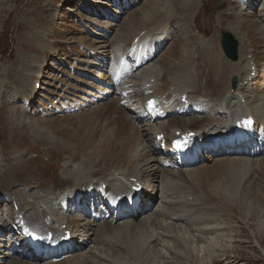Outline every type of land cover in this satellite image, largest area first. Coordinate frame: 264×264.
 Listing matches in <instances>:
<instances>
[{
	"label": "bare ground",
	"instance_id": "bare-ground-1",
	"mask_svg": "<svg viewBox=\"0 0 264 264\" xmlns=\"http://www.w3.org/2000/svg\"><path fill=\"white\" fill-rule=\"evenodd\" d=\"M145 1L148 0H123L122 2L118 0H108L110 3L106 5L108 8H105L103 3H100L98 0L94 1L93 3L95 5L101 6L106 10L108 9V12L121 14L123 18H116L117 16L115 18L103 17V19L97 21L96 28L99 34L92 32V36H98V38L101 39V42H99L101 44H99L97 48L86 46L87 58L81 61L84 65V69H78V65L74 67L68 64V67H74L75 71L80 74L81 78L75 81V85H69L70 83L68 84L65 82V79L70 77L66 76L65 78L64 72L62 76L59 77V80L58 77L54 78L52 82L48 84L54 91L52 93L50 92L53 95V99L49 102L50 110L46 112L47 116H50L49 114H51L53 109L61 111L63 109L66 110L68 106H63L64 101H72L75 106L78 105V107H81L84 105L82 102H86V104L88 102L95 104L100 101L99 99L104 101L114 94L118 95V99L114 101L116 107L113 109L112 113L101 117V125L105 128L101 137L97 140V144L95 145L96 148L91 152L79 151L77 153L78 161L73 163L74 157L70 156V150H75V144L65 141L58 142L55 139H44L45 142L42 143V145L45 148L53 147L57 148V151L63 152L64 162L61 172L55 178H51L50 180L46 178L43 179V181L49 183V185L40 188L41 191H39L38 197L33 195L37 187L30 185L28 183V178L23 179L24 183L18 182L17 180V177L19 175L23 176V173L28 176L27 170L23 171L21 168L26 162L21 163L18 156H16V154L14 155L11 150L8 152H1V156L4 158L6 165H1V170L4 174L0 175V196L5 198L4 208L0 210V264H55L54 261L51 263L49 261L41 263L37 260L43 259H33L31 249L26 250V252L20 249L21 242H23L24 239L18 237L15 229L17 228L16 216L20 213L23 215L26 224L40 231L49 228L59 231L62 224L68 225V229L71 230L73 235L72 241L74 244L72 249L68 251L69 253L64 254L65 258L62 259V262L58 264H111L113 255L120 254L126 243H121L122 241L113 238L116 237V235L121 236V234H130L132 231L133 234L135 233L136 238L145 234L148 235L147 232L149 231L152 234L148 235L149 245L151 244L152 247H155L160 242H163L167 250L171 251V248L173 250L172 245L178 242L176 240L177 236H179V232H174L176 228L175 225L189 218V212L193 211V206L195 204L193 202H198L199 199L201 202L204 195V193H202L201 198L200 195L194 196L193 201H191L193 194L190 193L188 186L199 180L201 175L205 172L202 170L203 168H199L201 170H195L200 176L194 178L191 176L193 171L191 172L190 170L172 172L162 168L160 161L155 156L157 147L155 137L157 134H164L165 137L168 135L170 138H173L175 137L174 134L176 131H181L182 134L188 131H194L197 138H201L217 133L218 131L227 133L230 132L231 127L240 116L248 114L254 117L258 125L256 124L257 127L252 128L253 134L249 141L244 142V144H247L246 152L248 157H258L257 152L259 151L260 145L263 146L264 144V131L260 133L258 128L259 126L264 128V104L261 102V104H263L262 106L258 104V106H256L255 104L249 103L248 92L250 93V91H252L253 81L257 76L252 79L250 78L251 71L249 70V66L250 62H254L253 59V61L248 59V56H253L251 40H249L247 31L242 27V23L239 22L240 19H235L234 22L232 21L231 24L227 25L225 28L226 31L233 35L238 43V50L236 49V51L239 59L225 66L224 73L225 77L228 79L224 88L218 91L215 89L219 81V77H216L217 75L215 76L213 74L214 77L211 78V85H209V82L205 78L201 82L199 80V82L193 81L191 77L193 74L187 72V67L190 65L189 62L194 61V59H190L191 56H196V54L194 56L193 52H187V39L189 35H191L189 34L191 33V29L188 28L191 27V25L196 27L195 18L200 10L201 0H164L163 8H156L153 3L155 0L148 2L143 7ZM247 2L251 3L252 0H245L244 3ZM112 3H114V5H112ZM241 6L242 8L237 7L233 13L240 15L244 8V4L241 3ZM112 7H114V9ZM263 9L264 4L261 10ZM136 18L140 19V23L137 26L134 25ZM110 19L118 23H109L108 20ZM111 26H115L113 36L110 34ZM257 27L258 34L264 40V26L259 23ZM166 28H168L170 32L175 33L176 30L180 32L178 37L174 36L173 38L182 43V47L180 48L182 59L180 67H177L178 62L176 63L174 60H171L167 52L164 51L169 41L168 37H170L168 34L163 33V30ZM48 33L51 32L48 30ZM39 34H36L33 44L40 48L41 51L47 49L51 56H55L57 48L52 46L53 42L45 37V31ZM129 34L131 36L130 38L127 37ZM122 37H124V39H122ZM120 38L121 43L118 41ZM200 39L202 40V38ZM78 40L83 42L84 39L80 37ZM127 40H130L132 43L137 40L139 45H133L134 48H132L127 56V58H130L129 61H125L122 52L120 65L116 68L111 62L118 55L117 53L123 50V43ZM171 44L173 43L171 42ZM192 50L193 49L190 51ZM187 55H189L190 58L187 57ZM28 56L30 57L28 61L30 60L31 62L33 61L32 59L35 58L34 54H29ZM39 57V62L35 60L36 62L32 63L31 67L23 69L15 77V89H17L22 97L26 98V101L24 102L25 99L21 101L23 105L22 112L24 114L20 116V120H17L14 115L9 117L10 120L7 123L11 126V129L15 126H21V128L24 126V128L30 129L33 124L38 122V120L34 118L35 113H31L29 109L34 100L36 84L40 82V75L42 73L40 69L44 67L42 59L46 61V57L43 55ZM195 62L197 61L195 60ZM191 64L193 65L194 62ZM254 66L258 72V67L255 63ZM106 68L107 70L105 71ZM183 68H187L185 73H183L184 71L181 72L180 75L175 73L176 70H183ZM189 68L194 69L196 66L194 68ZM94 69L104 70L108 73L111 72V79L107 80V78L101 75L96 76ZM63 76L64 79L61 80ZM193 77H195V75H193ZM232 77H236L238 82L234 90H232L230 86V79ZM151 80H153L152 83ZM164 81L170 83L166 92L170 94L177 93L179 96L183 94L187 95L189 101L204 106L208 111L207 115L199 110L197 106L191 105L185 107L181 112L174 113V115L162 121H158L154 125L144 124L138 127L137 124L142 123V114H136L135 109L139 107L140 100L144 98L145 91H152V93L157 96L159 103L162 104L164 100L161 98L160 88ZM92 83H96V85H92ZM146 84H150L152 88L143 90L142 87H145ZM111 89L113 92L110 91ZM69 96L71 99H69ZM18 98L19 97L16 98L17 101L14 99V101H16L14 103L20 102ZM106 105L107 104H104L100 109L104 108ZM142 109L143 108H141V110ZM41 112H43V110H41ZM181 113H184V115L182 116ZM258 120L260 121L258 122ZM168 128L171 129L169 134H167L169 131ZM21 131L19 133L16 132V137L12 139L14 142V152L20 149L19 139L17 137L26 135V137L32 136L31 133L25 134ZM150 135H152L151 138ZM230 136L234 138L232 134ZM29 139L34 142H41L43 140L39 136H32ZM250 141L254 143H249ZM238 146H242V143ZM242 148L243 147H239V149ZM238 155L239 157L220 158L215 162H218L220 166L223 165L224 168L230 167L231 169L228 170H233L235 172H239L242 169L245 170V168L250 169L255 166L256 160L249 159L248 161H242L239 160L241 155ZM243 155L246 157L245 154ZM207 158L209 159V157ZM212 160L214 159L212 158ZM32 161L33 160H29L28 162L32 163ZM240 162L244 165L242 169L240 168L242 165ZM17 163L20 165L18 166ZM231 164L235 166H228ZM223 167L220 168L223 169ZM43 169L44 168L40 170V174H43ZM224 172L221 173L223 174ZM207 175L208 177L211 176L209 174ZM204 178H206V176ZM130 180H136L143 186L140 197V199L144 201L143 204L153 203L158 199V202H155L154 208H151V212H146L138 220L135 219L133 221L129 219L124 222L121 220L113 221L112 219H107L106 210L100 199L96 197L89 198L90 202H92V208L89 210L95 214L94 218H90V220H85L83 217L85 211L88 209L83 203V200H86L87 197H83L81 202V206L83 207L82 214L80 211L74 214L79 215V217H75L74 220H72L73 222H71V219L68 217L71 216V214L62 215L61 213L65 208L69 209L73 206L76 211L78 199L73 196L74 193L87 196L90 194V191H94L96 187L107 185V192L109 194L124 195L128 194V190L134 185L133 182L128 185ZM147 180H150V190L147 187ZM234 181L232 182L234 183ZM35 191L38 192V190ZM149 196L151 197L150 201L148 200ZM13 201H15L18 206V212L13 214L14 216L10 218L13 209H6V207ZM182 204H184L183 207H181ZM75 220L79 222L75 224ZM13 229H15L13 236L16 241L14 244L11 242L13 240L12 237H10L8 242L7 239L5 240L3 237V233L6 232V234H9ZM198 231L200 230L198 229ZM209 233L210 237L204 234L205 237L199 235L201 236L199 238L197 235L200 242L204 243L207 252L215 247L218 243H216V237H220L221 235H212V231H208V234ZM126 238L127 237L124 239L127 240ZM212 239L215 241H212ZM213 242H215V244ZM119 245L121 248L117 247ZM174 254L175 253H173V255ZM176 254L174 256H176ZM206 255H209V253ZM173 262L174 264H185L181 263L177 257L174 258Z\"/></svg>",
	"mask_w": 264,
	"mask_h": 264
},
{
	"label": "rangeland",
	"instance_id": "rangeland-1",
	"mask_svg": "<svg viewBox=\"0 0 264 264\" xmlns=\"http://www.w3.org/2000/svg\"><path fill=\"white\" fill-rule=\"evenodd\" d=\"M94 1L97 0H92V2H86V0H0V175L4 174L1 170V165H6L1 152L11 150L14 155L18 156L21 163L26 162L21 168L23 171L27 170L26 172H28L29 177L23 173V176L19 175V178L17 177L18 182L24 183L23 179L28 178L31 181L28 180V183L38 188L35 189L38 192L35 190L33 192V195L37 197L39 196V191H41L40 188L49 185L43 179L50 180L51 178H55L61 172L64 162L63 152L57 151V148L53 147L45 148L42 145L45 142L44 139H55L58 142L65 141L75 144V150H70V156L74 157L72 162L75 163L78 161L77 153L79 151L91 152L96 148L97 140L101 137L105 128L101 125V117L111 114L116 107L114 101L118 99V95L114 94L110 96V99L103 102L107 105L102 109H100L101 106H104L102 102L97 103L96 106L92 105V103L88 104L89 102L87 104L86 102H82L84 107L80 111H72V108L67 107L66 110L63 109L62 111L53 109L51 114H49L50 116L46 115V112L50 110V107L47 109L46 106H49V102L52 101L53 95L51 93L54 91L48 84L54 78L58 77L59 80V77L64 72L65 78L66 76L70 77L65 79V82L70 83L69 85H75V81L81 77L74 67L78 65V69H84L81 61L87 58L85 48H97L101 44L99 43L101 39L98 36H92V32L98 33V29L96 28L97 21L103 19V17L101 15H97L101 18L92 17V13L95 10L99 11V9H102L107 14L104 17L115 18L117 16L116 18H123L121 14L108 12V10L101 6L95 5ZM98 1L103 4L105 2L108 3L107 5L110 4L108 0H105V2L103 0ZM148 2H152V0L145 1L143 7ZM240 2L244 4V8L239 15L233 13V11L237 7L242 8ZM244 2L245 0H201L200 10L195 18L196 27L191 25L188 28L191 29V33H189L191 35H189L187 39L188 43L186 44L187 52H193L194 56L196 54L195 57L191 56V58L187 55L191 60L194 59V61L189 62L191 66H188L192 68L196 66L197 69L187 67L188 71L186 70L187 68H183V70H179L180 72L176 70L175 73L180 75L181 72L184 71L183 73H185L187 71L189 74L195 75L196 79L193 75L191 76L193 81L201 82L205 78L209 82V85H211V78L217 75L216 77H219V81L215 89L218 91L222 90L228 79L225 77L224 68L232 62L223 56L220 49L221 34L232 21L240 19L239 22L242 23V27L247 31L249 40H251V50L258 67V75L253 81L252 91H250L252 93L248 92L249 103L262 106L264 104V100H262L264 99V40L258 34L257 26L259 23L264 26V9L261 10L264 0H252L251 3ZM153 3L156 8H163L162 6H164V0H155ZM108 22L118 23L117 21H111V19ZM139 23L140 19L136 18L134 25L137 26ZM114 29L115 26H111V36L114 34ZM48 30L52 33H48ZM42 31H45V37L53 42V47H59L58 56L52 57L47 49L41 51L40 48L33 44L36 34L42 33ZM163 33L170 36L168 37L169 41L164 51L167 52L171 60H174L176 63L178 62L179 65L177 64V67H180L182 62L180 54L182 43L173 39L174 36L178 37L180 32H177V30L175 33L170 32L166 28L163 30ZM80 37L84 39L83 42L78 40ZM127 37L130 38V34ZM118 41L121 43V38ZM129 41L127 40L123 43L122 49L130 46ZM130 43L132 42L130 41ZM191 49L193 50L190 51ZM29 54L35 55L32 62L28 61L30 58ZM40 55H45L44 57L47 60L44 61L42 59L43 63H45L44 67L40 69L42 70V76H40L41 84L36 88V102L30 106L31 113H35L34 118L38 122L33 124V127L31 126L30 129H26L24 126L22 128L21 126H15L11 129V126L7 123L10 120L9 117L14 115L17 120H20V116L24 114L21 103L24 97L15 89V77L23 69L31 67L32 63L39 62ZM193 62L194 64L192 65L191 63ZM68 64L74 67L70 68ZM94 70L96 76L101 75L107 78V80H110L112 77L111 72H105L106 70ZM99 71L105 74H97ZM62 79H64V76L61 77ZM92 85L95 84L92 83ZM169 85L170 83L164 81L160 89L162 90V87L165 86L164 90L167 91ZM15 97H19L20 102L14 103L17 101ZM69 99H71L70 96ZM68 102L71 106L74 105L72 107H78V105L75 106L74 102ZM41 110H43L42 114L36 112H41ZM143 125L144 123L137 124L138 127ZM168 130L167 134L171 129L168 128ZM20 131L25 134L31 133L32 136H39L43 140L41 142H34L29 139L32 136L26 137L27 135L17 137L20 149L14 152V142L12 139L16 137L15 133H19ZM249 159L256 160L255 166L250 169L245 168L244 170L242 169L244 165L240 162L243 166L241 165L240 168L242 170L239 171V169V172L229 171L230 167L224 168L223 165L220 166L218 162H215L217 159L212 160V158H210L207 164L205 163L206 165L200 167L203 168L202 170L205 173L201 175L199 180L193 182V184H196L187 186L190 193L193 194L191 201H193L194 196L200 195L201 198L202 193L204 195L201 202L200 199L198 202H193L195 204L193 211L189 212V218L175 225L174 232H179V236H177L176 240L178 242L174 243L175 246L174 244L172 245L174 251L172 248L171 251L167 250L163 242H160L155 247H152L151 244L149 245L148 235L151 234L149 231L147 232L148 235L145 234L138 238H136L135 233L133 234L132 231L130 234L116 235L113 238L122 241L121 243H126L121 250V255H113L111 264L118 262V264H174L173 261L176 257L181 263L185 264H264V153L260 157L240 156L239 158L242 161H248ZM29 160H33L32 163H29ZM17 165L19 166L20 164L17 163ZM219 166L223 167L224 170ZM228 166L233 167L235 165L231 164ZM42 168H44L43 174H40L39 172ZM195 170L201 169H194L191 173V176L194 178L200 176ZM221 172H224V175ZM207 174L211 176L208 177ZM205 176L206 178H204ZM149 184L150 180H147V187L150 190ZM150 199L151 197L149 196L148 200L150 201ZM183 206L184 204L181 205V207ZM0 207H3L2 200H0ZM75 217L78 218L79 215H75ZM75 217L71 219V222H73L72 220ZM76 222L79 221L75 220V224ZM208 231H212L214 233L212 235H222L216 237V243H218L209 252L205 249L204 243H201L199 240L201 236L205 237L206 235L210 237ZM125 237H127V240L124 239ZM212 241L215 240L212 239ZM213 243L215 244V242ZM222 245L225 246L223 247ZM117 247L121 248L120 245ZM173 253H177L176 256ZM208 253L209 255H206Z\"/></svg>",
	"mask_w": 264,
	"mask_h": 264
},
{
	"label": "water",
	"instance_id": "water-1",
	"mask_svg": "<svg viewBox=\"0 0 264 264\" xmlns=\"http://www.w3.org/2000/svg\"><path fill=\"white\" fill-rule=\"evenodd\" d=\"M221 48L226 58L231 61L237 60V42L229 33H222ZM236 79H232V89L236 87Z\"/></svg>",
	"mask_w": 264,
	"mask_h": 264
},
{
	"label": "snow or ice",
	"instance_id": "snow-or-ice-1",
	"mask_svg": "<svg viewBox=\"0 0 264 264\" xmlns=\"http://www.w3.org/2000/svg\"><path fill=\"white\" fill-rule=\"evenodd\" d=\"M149 106L151 107L152 106V102L151 101H149ZM248 123H251V121H248ZM180 145H179V143L177 144V147H179Z\"/></svg>",
	"mask_w": 264,
	"mask_h": 264
}]
</instances>
